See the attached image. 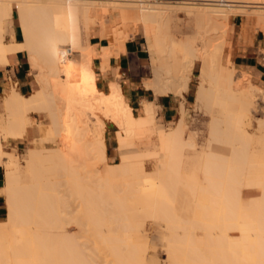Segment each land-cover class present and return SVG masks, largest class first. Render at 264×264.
<instances>
[{"label":"bare ground","instance_id":"obj_1","mask_svg":"<svg viewBox=\"0 0 264 264\" xmlns=\"http://www.w3.org/2000/svg\"><path fill=\"white\" fill-rule=\"evenodd\" d=\"M177 1V6H181L195 5L196 0ZM201 1L214 4L204 3L200 6L202 8L189 6L180 10L195 26L192 28L196 32L195 37L185 40L178 50L174 49L178 46L174 47V37L171 39L168 28L179 9L166 6L168 3L164 2L141 6L143 38L153 70V79L144 81L143 86L154 96L175 97L179 103V115L173 128L165 135L160 134L163 146V154H160L163 156L156 174L155 171H147L145 164L134 159L133 162L129 156V160H126L127 156L121 152L122 157L115 166L104 161L106 172L101 170L103 167L100 169L104 176L100 174L96 178L100 181L98 187L93 184L92 178L90 183L99 191L95 192L93 185H85L84 176L80 178L79 174L76 175L77 169L59 161L66 158V152L61 150L64 144L59 146L53 143L56 137H52V134L54 131L59 133L56 135L60 139L65 129L72 128L71 119L80 118L93 145L97 142L98 150L105 157L108 153L104 135L107 127L116 128L115 136L121 149L130 145L127 138L136 135V128L153 122L157 105L142 101L137 115L133 114V108L121 87L122 76L119 74L109 81L107 91L98 88L92 64L94 50L89 43L92 30L99 27L101 38L109 41L108 47L102 48L99 54V68L105 72L108 58L118 56V51H123V44L130 38L124 32L127 24L124 28L121 24L127 12L122 13L125 9L123 5L128 8L131 3L130 7L133 8L132 3L143 4L144 1L0 0V64L6 63L7 57L18 51L25 52L29 72L35 77L33 82L38 88L29 97H24L15 85L2 97L6 107V126L3 129L0 127V135L2 131L5 132L4 139L11 138L8 143L23 140L28 126L32 125L26 120L28 112H46L51 122L48 126H39L38 141H32L34 147L26 150V175L10 155L0 150V164L9 169L5 167L6 185L2 192L6 196L7 215L6 220L0 222V264H144L141 250L136 246V238L141 237L142 233V217L164 222L168 237L166 264H264V146L261 145V162L255 161L246 127L250 118L255 119L261 126L264 140V117L261 115V119H258L257 101L254 100L261 95L264 104V88L251 83V77L246 73H241V79L235 80V68L227 64L223 57L229 11L220 9H242L244 13L249 5L243 0ZM255 6L263 12L264 0L255 3ZM256 16H259L258 25L264 32V14ZM14 23L22 31L23 41L20 44H15L13 40L9 43L4 41L7 34H14ZM170 25L173 28V24ZM162 29L169 31L166 32L169 34H163ZM159 31L169 37L166 40L169 42H164L168 38L160 39ZM196 62L200 64L196 78L201 84L207 83L209 93V96L207 93L203 95L202 84L196 98L206 96L205 105L208 101L210 107L217 106L221 112L213 117L207 146L200 152L197 150L198 153L194 149L192 157L182 160L183 148L195 146L188 142L191 138L189 135L190 138L184 137L187 112L183 102ZM242 81H245L243 87H235ZM78 130L73 129L74 132ZM73 131L70 130V134ZM220 131L223 132L221 135ZM66 137L64 135L62 138L72 139ZM45 142L54 144L50 156L61 159L50 161V156L44 158L49 151L43 146ZM212 142H219L222 147L225 144L227 148L219 149ZM8 156L10 158L7 159ZM68 162L72 163L71 160ZM50 164L52 167H48ZM9 165L13 168L10 169ZM50 173L61 177L56 179L57 187L61 184L62 176L65 184L70 183L73 187L71 196L75 195L81 200V206L86 207L81 209V215H84L81 219L85 225H73L81 219L65 213L66 207H69L67 205L63 215L73 219L66 218L69 220L67 223L62 215L58 216L61 213L52 198L55 187L50 183ZM22 177L28 179L27 184L26 180L23 183ZM63 186L65 190L67 185ZM115 187L122 192H113ZM241 188H256L261 196L243 207ZM199 194L206 196L205 205L197 202ZM65 198L68 199V196ZM61 201L64 207L67 203ZM128 204L133 208L128 210ZM98 205L102 209H98ZM102 205L114 206V209L107 211L108 207H105L103 210ZM81 238L87 242H81Z\"/></svg>","mask_w":264,"mask_h":264},{"label":"rangeland","instance_id":"obj_2","mask_svg":"<svg viewBox=\"0 0 264 264\" xmlns=\"http://www.w3.org/2000/svg\"><path fill=\"white\" fill-rule=\"evenodd\" d=\"M135 1H137V0H135ZM143 1H144L143 4L132 3V6H133L134 9L132 7H130L131 3L128 4V6H127L128 8L125 7L126 5H123V7L125 9L123 8L124 12L122 11V13H125L126 11L127 12L123 15V21H122L121 24H122V26L124 25L123 28L125 27L126 24L128 25V26L126 25V28L124 29V32H125L126 35L127 34L128 35H133L137 31V26H140L139 34L143 37V32L142 31L144 29V27H143L144 25L142 23L143 22V19H142L143 17H142V12L140 10L141 6H145L147 4H153L155 2H164V3H168V5H166V6L170 5L169 7H171V8L176 6V7H174V9H179V12H180V10L182 11L183 9L185 10V9L190 8L189 6H192V7L195 6L194 8H199L200 6H203L202 4H204V3H212V4H214L213 2H203L201 0L200 1L196 0V1H194L195 5L181 4V6H177L178 5L177 4V2H178L177 0H165V1H162V0H143ZM243 1L245 3H247L246 5H249V8H246L245 10L243 9L245 11L244 13H243L242 9H237V10L233 9L232 10V9H229V8H225V7L221 8L220 7L221 10H223V11L225 10L224 12L229 11L228 12L229 16H228V19L226 21L227 32H228V25H229V21L231 20V17H235L236 16L237 19H238V24L241 25L240 28H241V30H242L241 32L243 34H246L247 32H250L251 35H254L256 37L259 34L261 39H264V32H263V30H261L260 25H258V21L259 20L257 21V18H259V16L258 17L256 16L259 13H263L264 14V11L261 12L262 10L260 11V9L255 8V7H257V6H255V3H261V0H243ZM135 6H136V8H135ZM200 8H202V7H200ZM217 9H219V8H217ZM130 10H132V11H130ZM179 12H178L177 15H175V17L173 19V20H175L178 17L176 19L177 21L175 20L176 23L173 20H171V23H169V27L170 28H168V29H169V31L171 30L172 32L171 31L170 32L166 31V32H169L170 34L166 33L165 31H163L164 29H162V31L160 30L162 33L165 32L163 34H169L170 37L172 36L171 39L174 37V40H173V43L175 44L174 47H176V45L178 47L177 48L173 47V48L177 49V50L181 47L182 43L185 40H187L188 38H190V39L194 38L195 37L194 33L196 32V29H194L195 26L192 24V22L187 20V18L183 15V12H180V13ZM9 18H12V17H9ZM170 24H173L172 25L173 28L171 27ZM193 26H194V28H192ZM113 29H115V28H113ZM161 32L159 34L160 35V39H161V37L163 39L164 38H168V39H165V41L164 40L163 41L165 43L169 42V41H166V40H169V37L164 36L163 34H161ZM172 33H173V35H172ZM9 36H12V35H9ZM84 38L86 40L85 36H84ZM21 40H22V37H21ZM143 42H144V40H143ZM86 46H88V43L86 44ZM261 52L264 54V51H261ZM146 63H147V65H146V67L143 69V71L141 73V76L143 77V82L146 81V80H152L153 79V70H152L150 58H148V61H146ZM195 68H196V74H198L199 73V69H200V64L198 62H196ZM241 73H243V72H241L240 70L235 68V70H234V78H235L236 81H237V78L241 79V76H242ZM33 80H35V77L30 75V81H31L32 89H31L29 95L24 96V97H29L30 95L33 94V92L35 93L37 91V89H38L37 85L33 82ZM250 82L253 83L254 85L258 86L259 88H264L263 87L264 83L255 84L252 81L251 78H250ZM239 83H238V85L235 84V87H237L238 89L240 88V85L242 87L244 86L245 81H242L241 82L242 84L241 83L239 84ZM202 84L199 83V80L196 78V84H195V87L193 89V93H192V97H191L190 103L186 104V106H185V110L187 112V115H186V130L187 131H186V135L184 137H185V139L187 137L188 138L191 137L190 139L192 141L190 139L189 140L187 139V140H188L189 143L192 142V143H190L191 145L195 144V146H192V148H190L191 146L190 147H185V148L182 147L183 148V150L181 151V159L182 160H186V158L188 159V158L192 157L195 153H198V151L199 152L202 151L207 146V143L209 142V133H210L209 128L213 125V117L219 115L220 112H221L220 108L217 107V106L210 107L208 105V103H207L208 101L206 102V105H205V101L204 100H207V99H206V96H203V95H206L205 93H207V95L209 96V93H208V89H207L208 86L206 85L207 83H202ZM200 85H202L203 95L201 97L196 98V94H197V91L199 90L198 88H200ZM34 87H36V90H34L35 89ZM237 88H235V89H237ZM101 90H103V89H101ZM104 91H107V89H105ZM4 95L5 94L0 95V120H1L0 121V127L2 129L4 128V126H6V124L4 125V117H6V109H5L6 107H4L3 103H2V97H4ZM157 96H160V95H155V97H157ZM254 100L257 101L255 103V107L257 109L256 111L258 112L257 113L258 114L257 116L259 117L258 119H261V115H263V117H264V104L261 101V95H258L257 98H255ZM235 104H237V103H235ZM131 107L133 108L132 109L133 110V114L137 115L139 110L137 111L134 106H131ZM157 109H158V107H157ZM178 113H179V110H178ZM27 114H26V120L28 122L32 123V125H30L28 127H30L32 129V131H33V138L29 139V138L25 137L23 140H21V144L14 145V146H12L13 148L11 149L10 144H9L10 142L8 143V141L11 140V138L7 137L9 139H7V138L4 139L5 132H3V131L1 133L3 136L0 135V147H1L0 150H2L4 152V154L10 155L11 159L13 158L12 160H14V162L16 161L15 163H17V165L20 167V170H22V173L24 172L23 175H26V172H27L26 171L27 170L26 169V161H27L26 150L28 148H30V147H34V144L31 143L32 141H34V140L38 141L39 136H40L39 126H48L51 123L50 119L48 117V113H46V112H44L42 114L28 112ZM178 115L179 114H177V117H178ZM177 117L175 118V120L177 119ZM71 121H72V124H71L72 128L71 127H66V128H71L69 130L68 129L66 130L65 127H64V129H65L64 130V134L63 133L62 134H63V136L66 135L67 137H71L72 139L70 140L69 138L66 137L67 139L65 140L64 138H62L63 136L62 137L59 136L60 139H58V136L56 134H58V135H60V134L56 133L54 131L53 134H52V137H56L55 138L56 140L54 139L55 141L52 140V142L53 143L55 142L59 146L62 143L64 144L63 146L66 149L63 147V148H61V150L64 149V151L66 153L68 152L67 154L64 152L65 155H66V158L63 157V160H66L67 162H64L61 158H59L61 160H59V159L58 160L62 161L63 164L66 163V165L68 167H69V165H70L71 168L74 167V170L77 169L79 172L75 170V172H77L76 175L79 174L78 177H80V178H83V176H84V178L86 180V181H84V182H86L85 185L89 184L91 186L93 184H95L97 186L100 183V181L98 179L96 180V178H99L100 174H102V172L105 171L104 167H106V166H104L105 165L104 161L106 160V163L115 166V164L119 163L120 158L122 157V156H120L121 152H122L121 154L124 153L125 157L127 156L126 160H129L128 159V156H129V157H131L133 162L135 160V162L137 161L138 163L141 162V163L145 164L147 166V171H151V172L155 171L154 174H156V172H158V170L160 168L159 167L160 164H158V163H159V161H161L160 158H162V156H163V155H161V154H163V151H162L163 149L161 150V148H163V146H162V144L160 142L161 141L160 134L165 135L167 132H169V130H171V128H173V124L175 122V121L171 122L170 124L161 123V121L157 117V112H156L155 119L153 120L152 123H149L148 125H145V126H140V128H138V129L136 128L135 129V131H136L135 134L136 135L133 134L134 135L133 137L127 138L128 143L130 142L129 143L130 147L127 146L125 148L124 147L121 148L123 150L118 148V142H117V138L115 136L116 132H117L116 128L113 127V126L107 127L105 129V133H104V135H105V146H106V148L108 150L107 151L108 153L106 154L107 156H105L106 157V159H105V157L102 155V153H100V150H98L99 149L98 148V143L95 141L96 145H93L94 144L93 140L92 141L90 140L89 132L85 128V126H83V122L80 120V118L75 117V118H72ZM5 122H6V118H5ZM246 127H247V130H248L247 133L249 134V135H247V137H249V139H251V145H252L253 152H254V160L258 161V162H261V145L264 146V140L261 137L262 136L261 135V126L260 127L258 126V123H257V121L255 119L250 118L249 119V124ZM76 128H79L78 131H75V132H79L78 133L79 135L78 134L74 135L75 132L73 131V129H76ZM70 130L73 131L74 133L71 132V134H70V132H69ZM86 130H87V134L88 135L86 134ZM263 130H264V127H263ZM222 133H223L222 131L219 132L220 135ZM187 135H189L190 137L187 136ZM61 139L62 140L64 139L66 142H64V140L62 142ZM68 139H69V141H68ZM217 143H218V145H217ZM217 143L216 142H212L214 147H217V148L220 147L219 149H222L223 147L224 148L226 147L225 144L222 147L221 144H220L221 146L219 145V142H217ZM15 146H17V147H15ZM43 146H44V148H46V151H47V149H49V151H50V152L48 151L47 153L44 152L45 153L44 154V158H46L45 156H47V158H48V156H50V153L54 149L53 148L54 144H52L51 142H45L43 144ZM67 146H69L70 150L72 149V151H70V150L67 151V149L69 148ZM193 147H195V148H193ZM13 150H14V152H13ZM193 150L194 151L198 150V151L193 153ZM69 152L70 153L73 152L72 155ZM62 153H63V151H62ZM68 154H69V157H68ZM153 154H156V156H158V157L154 156ZM70 155H71V157H70ZM159 155H161V156H159ZM10 156H8L7 159L10 158ZM99 156L104 157L103 160ZM133 156H136V157H133ZM183 156H185V158ZM136 158H138V159H136ZM7 159L5 158L4 160L6 161ZM122 159L125 160V158H122ZM4 160H3V163H5ZM56 160H57V158H54V157L50 156V161H56ZM70 160L72 161V163L68 162ZM73 161H74V163H73ZM0 165L3 166V169L6 172V170L8 169L6 167V165H3V164H0ZM9 166L11 167L10 169L13 168L12 165H9ZM50 166L52 167V164L48 165V167H50ZM5 167L7 169H5ZM102 167H103V169H101ZM100 169L103 170V171H101ZM97 173H99V174H97ZM50 174H48V176ZM52 174L49 176V179H50V183H52L51 185L53 186V188L55 187L54 188L55 190L53 189L55 195L52 198H54V200H53L55 202L54 204H56V202H57L56 209L58 207L57 210H58L59 213H61V214H58V216L62 215L63 219L68 218V217L63 215V212H64L65 207L67 205L69 207H66L65 213L69 212L68 215L70 214L72 217H74L76 219L77 218L81 219V217L83 218L84 215H81V214H83L81 212V209L83 207H85V206H81L82 204L79 203V202H81V200L79 198L77 199V197L75 195H72L73 197L71 196V194H73V189H72L73 187L70 186V183L65 184L66 182L62 180L63 176L60 175V176H62V179H61V184H60L61 187H59L60 185L58 184L59 185L58 187L60 189L59 190L58 187L56 186L57 184H55V183H57L58 182L57 180H59L61 177L60 178L59 177H55L56 174L55 175H52ZM88 178H89V180H88ZM92 178H93V184L90 183L92 181ZM21 180L23 181V183H24L25 180H26V184L28 183V179L25 178V177H22ZM62 181L64 182V184L62 183ZM5 185H6V174L4 176V186ZM63 185H67V187L65 186V188H66L65 190L63 188L64 187ZM71 185H73V184H71ZM95 185L92 186L93 191H94V189L96 187ZM91 186H89V187H91ZM97 187H96V189H97ZM116 188L117 187H115V190L113 189V192H117V193L119 191L122 192V190H119L118 188L117 189ZM61 190H62V192H61ZM69 190H71V192H69ZM169 190L170 189H167L168 193H171ZM89 191H91V190L89 189ZM241 191L244 192V193L243 192L240 193L241 196L243 195L241 197V205L243 207L249 206L252 202H255V200L258 199V197L261 196L260 195V191L258 189H256V188H241ZM2 192H3V189L0 191V193L4 196L6 211H5V214L2 217H0V222H4L6 220V215H7L6 196ZM95 192H99V191L96 190ZM117 193H115V194L117 195ZM118 195H121V193L118 194ZM67 196H68V199H69V202H70L69 205H68V203H69L68 199L65 198ZM69 196H71V198ZM101 199L102 198H100V200ZM61 200H64V202L66 201V203H67V204H65L64 207H63L64 204H63V202ZM197 202L199 204L205 205L206 202H207L206 196H204L202 194H199L198 197H197ZM131 206L132 205L128 204L127 205V209L128 210L130 208L132 209L133 207H131ZM98 207H97L98 209H102L101 206L98 205ZM102 207H104L103 210H105L106 206L102 205ZM107 207H106L107 211H110V210L114 209V206L110 207V205H109ZM125 207H126V205H125ZM198 216H199L198 213H196V217H198ZM72 217H69V218L73 219ZM68 219H66L67 221L65 220V222L68 223V221H69ZM80 219H79V221H80ZM141 219H142V222H141L142 223L141 237L136 238L135 235L133 237L136 238V240L138 241L136 243V246L141 250V255L144 258V264H166V262H167V242H168V237H167V230L165 229L164 222L160 221V220L151 219V218H144L143 219V217H142ZM60 222H62V221H60ZM60 222H58V223H60ZM65 222H62V223H65ZM70 222H72V221H70ZM67 223H65V225ZM73 223H76V221L72 222V224ZM78 223L77 224H73V225H85L86 224L84 222V220L82 221V219ZM63 225L60 224V226H63ZM80 241L81 242H84V241L87 242V240L85 238H81ZM88 244H89V242H88ZM90 246H92V244H90Z\"/></svg>","mask_w":264,"mask_h":264},{"label":"crops","instance_id":"obj_3","mask_svg":"<svg viewBox=\"0 0 264 264\" xmlns=\"http://www.w3.org/2000/svg\"><path fill=\"white\" fill-rule=\"evenodd\" d=\"M13 26L14 34L12 36L7 35L4 41L9 43L13 40L15 44H20L23 41L22 31L16 23ZM240 27L241 25L238 24L237 17H231L223 57L227 64H232L234 68L248 74L255 84L264 83V54L261 52L264 51V39H261L259 34L257 37L251 35L250 32L243 34ZM139 31L140 26H137V31L133 35H130V38L123 44V51L122 49L118 51L119 54H117L119 57L117 55H111L108 58L109 61L107 60L109 62L107 63L109 69L107 68L105 72H102L99 68L101 64L99 54L102 48L108 47L109 41L105 37L101 38L99 27H95L92 30L89 43L94 50L92 52V64L97 75V86L99 89H107L109 81L113 80L116 74H119L122 76L120 80L121 87L131 106H134L138 111L141 108L142 101L154 102L158 107V119L163 124H170L177 117L179 103L171 95L155 97L152 91L144 88L141 73L147 65L146 61H148L149 55L145 40L139 34ZM27 59L28 56L25 52L18 51L14 55L8 56L6 63L0 64V95L6 94L15 85H17L15 87L18 89L20 95H29L32 87L30 81L31 74L29 72L30 66ZM116 70L118 71L117 73ZM196 76V68L194 66L191 72V80L188 83V89L184 94V107L190 103L196 84ZM2 103L5 107L3 99ZM26 137L29 139L33 138V131L30 127L27 128ZM19 144H21V141H10L11 149L13 148L12 146ZM4 176L5 171L3 166L0 165V191L4 188ZM5 211V199L0 193V217L5 214Z\"/></svg>","mask_w":264,"mask_h":264}]
</instances>
